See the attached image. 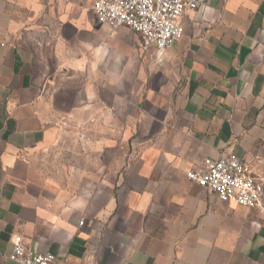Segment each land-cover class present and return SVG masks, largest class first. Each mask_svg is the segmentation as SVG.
Here are the masks:
<instances>
[{"label": "crops", "instance_id": "1", "mask_svg": "<svg viewBox=\"0 0 264 264\" xmlns=\"http://www.w3.org/2000/svg\"><path fill=\"white\" fill-rule=\"evenodd\" d=\"M92 2L0 0V264L15 235L54 264H264V0H198L160 51ZM229 153L259 205L187 179Z\"/></svg>", "mask_w": 264, "mask_h": 264}, {"label": "built area", "instance_id": "2", "mask_svg": "<svg viewBox=\"0 0 264 264\" xmlns=\"http://www.w3.org/2000/svg\"><path fill=\"white\" fill-rule=\"evenodd\" d=\"M198 0H93L92 10L98 21L110 27L126 26L138 35L142 50H163L180 38L183 27L179 17L196 8ZM191 182L210 189L221 201H233L241 206H257L263 182L249 163L235 153L220 157H205L201 166L186 171ZM84 220H80L82 225ZM8 259L18 264H54L51 252H34L20 235L12 239Z\"/></svg>", "mask_w": 264, "mask_h": 264}]
</instances>
